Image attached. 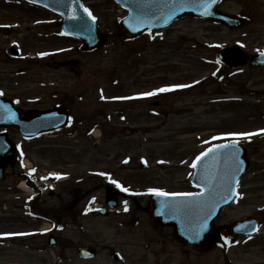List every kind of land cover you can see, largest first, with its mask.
Here are the masks:
<instances>
[{
    "label": "rangeland",
    "instance_id": "rangeland-1",
    "mask_svg": "<svg viewBox=\"0 0 264 264\" xmlns=\"http://www.w3.org/2000/svg\"><path fill=\"white\" fill-rule=\"evenodd\" d=\"M85 2L108 34L94 52L61 34L57 14L24 0H0V89L25 109L49 108L67 97L76 117L71 131L30 143L13 131L23 147L21 160L27 158L37 175L69 178L42 182L46 190L42 196L36 191L34 199L18 188L22 175L0 180V237L7 241L0 246V264H224L225 252L236 264H264V134L242 143L249 169L236 202L215 223L223 231L236 220L257 217L261 234L253 241L228 251L223 244L186 248L147 209L150 189L198 190L191 184L192 164L217 141L214 134L264 129V66L248 62L231 69L217 62L221 46L236 44L250 55L264 48V0L223 2L222 11L251 12L252 23L240 28L186 17L150 35L151 41L145 36L130 41L122 34L125 12L113 0ZM184 62L192 71L182 72ZM218 68L226 73L222 81L211 77ZM145 75L149 79H142ZM194 77L199 85L181 92L182 98L160 96L143 106L127 102L138 81L181 85ZM142 161L148 169L139 168ZM16 170L24 172L22 162ZM105 176L128 191L113 183L122 206L111 217H95L91 210L106 201ZM52 224L60 244L50 248ZM84 245L96 247L97 257L80 258ZM113 250L122 255L120 261L111 257Z\"/></svg>",
    "mask_w": 264,
    "mask_h": 264
},
{
    "label": "water",
    "instance_id": "water-1",
    "mask_svg": "<svg viewBox=\"0 0 264 264\" xmlns=\"http://www.w3.org/2000/svg\"><path fill=\"white\" fill-rule=\"evenodd\" d=\"M34 1L47 5L63 14V28L70 34L84 39L87 49H93L102 44L104 36L98 30L96 23L85 14L80 0ZM119 1L131 12L129 17L124 19L122 23L123 32L130 35L133 31L141 33L143 29L166 25L177 17L187 14L217 18L214 14V9L219 0H145L144 4H142L143 1L141 2V0ZM175 7L181 8L175 9L168 16H163L167 11ZM206 12L209 14H205ZM153 15L156 18L151 21L150 16ZM144 18H148L147 24H136L137 20L143 22ZM229 22L231 25L239 24L233 19L229 20ZM224 54L226 60L230 62L229 58L232 54L240 55L239 51L235 49L226 50ZM244 62L245 59L243 58L238 64ZM65 112L64 108H57L47 112L36 111L30 114V118H25L22 111L12 101L0 98V126L16 127L22 135L26 136H33L38 132H47L63 126L66 119ZM224 150L228 149L221 148L218 151L223 152ZM15 159L16 148L10 141L9 133L0 134V178H3L4 172L8 167L13 166ZM202 162L203 165L193 181L205 188L203 196L182 197L180 203H176V200L180 198L179 196H157L153 201L154 213L166 223L176 224L178 235L186 241L195 244L204 243L208 239L214 219L218 216L221 208L233 199L237 180L247 167L244 154L239 147H236L234 152H230L227 159L218 156V153H210L203 158ZM204 169L207 171L203 172ZM109 204L115 205L111 200H109ZM170 204L176 205L179 208V212L171 210L172 206ZM158 206H160L159 209ZM184 217L191 218L185 219ZM196 231L198 235L194 234ZM197 236L199 238L191 241ZM51 243L54 244L55 241L52 240ZM83 250L90 251L91 249H81L82 256L90 257L94 255L91 252L84 254ZM114 257L117 258L116 254Z\"/></svg>",
    "mask_w": 264,
    "mask_h": 264
},
{
    "label": "snow or ice",
    "instance_id": "snow-or-ice-1",
    "mask_svg": "<svg viewBox=\"0 0 264 264\" xmlns=\"http://www.w3.org/2000/svg\"><path fill=\"white\" fill-rule=\"evenodd\" d=\"M30 2H32V0H30ZM86 12H88L89 16H91V12H89L88 9H85ZM205 14H209V13H205ZM92 19L95 20V17L92 16ZM183 87H190V85H175L173 87H164V88H160L158 89L157 91L158 92H168V91H172L173 88H183ZM156 93L155 92H148V93H144L143 95L144 96H152V95H155ZM257 134H264V129H260L259 130V133H252V132H240V133H230L228 135L230 136H233V137H237V138H250L252 137L253 135H257ZM214 139H217L216 137H214ZM238 143V139L236 141H233V144L232 145H216L215 147L216 148H229L230 146L234 147L235 144ZM213 151L212 148H209L207 150V152H201L199 156L196 157V161H200L201 160V157H205L207 156L209 153H211ZM192 167L195 168L197 167V164L196 162H193L192 164ZM34 171V170H33ZM60 177L57 176V179H59ZM114 184H116L117 187H120L122 191H128V189L126 188H123L118 182L116 181H112ZM149 191L157 194V195H172V196H185V197H196V196H203L204 193L201 192V193H192V192H187V193H163V192H160L158 190H155V189H150ZM127 210V209H125ZM18 235H26L25 233H19Z\"/></svg>",
    "mask_w": 264,
    "mask_h": 264
},
{
    "label": "flooded vegetation",
    "instance_id": "flooded-vegetation-1",
    "mask_svg": "<svg viewBox=\"0 0 264 264\" xmlns=\"http://www.w3.org/2000/svg\"><path fill=\"white\" fill-rule=\"evenodd\" d=\"M188 63L189 62H186L185 63L186 68H188V66H189ZM132 64H134V63H132ZM137 68H138V66H136L135 68H133L134 69V72L137 70ZM182 69H184V67ZM185 71H192V69L185 70ZM185 71L182 70V72H185ZM142 79H146L147 80V79H149V76L145 75V76L142 77ZM164 80L165 79H161L160 81H158V84H156V85H154L152 82H148V81H145V82L138 81V82H136V83L133 84V90H132V92L134 93L133 95H139L140 92L148 93V92H150L151 89L161 88L162 86L168 84ZM172 83H174V82H172V80H171L170 84H172ZM145 85H149L148 88H144V89L139 88V87H143ZM190 91H191V89L187 90V93L189 94ZM173 94H175L174 95V97H175L174 99H179V98H182L183 97V95H181V93H179V92H176V93H173ZM173 94H168V95H173ZM183 94H186V91H183ZM168 95L167 94L162 95L161 96L162 100H163L164 97H167ZM149 100H151L150 99V96H148L147 98H143V99H133V100H131V102L135 103L138 106H143L141 103H149ZM159 103H161V101L155 100L154 105L157 106V107H160V104ZM103 186L105 187V189H106L107 192L112 189L111 186L107 185L106 183L103 184ZM214 236L216 237V234Z\"/></svg>",
    "mask_w": 264,
    "mask_h": 264
}]
</instances>
